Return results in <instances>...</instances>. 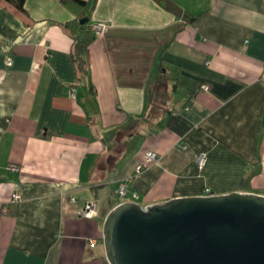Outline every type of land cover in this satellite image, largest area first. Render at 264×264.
Masks as SVG:
<instances>
[{"label": "crops", "instance_id": "1", "mask_svg": "<svg viewBox=\"0 0 264 264\" xmlns=\"http://www.w3.org/2000/svg\"><path fill=\"white\" fill-rule=\"evenodd\" d=\"M89 1L0 0V264H108L122 202L264 195V0Z\"/></svg>", "mask_w": 264, "mask_h": 264}, {"label": "water", "instance_id": "2", "mask_svg": "<svg viewBox=\"0 0 264 264\" xmlns=\"http://www.w3.org/2000/svg\"><path fill=\"white\" fill-rule=\"evenodd\" d=\"M101 232L108 264H264V195L232 191L145 207L122 202Z\"/></svg>", "mask_w": 264, "mask_h": 264}, {"label": "trees", "instance_id": "3", "mask_svg": "<svg viewBox=\"0 0 264 264\" xmlns=\"http://www.w3.org/2000/svg\"><path fill=\"white\" fill-rule=\"evenodd\" d=\"M7 2L11 3L14 5L18 10L23 11L24 10V2L25 0H6ZM81 2V1H79ZM81 4H83L81 2ZM90 8L87 12V16H89V13L91 10H93L94 5H95V0H90L89 1ZM175 10L177 15L180 14V10H176V7H171V10ZM185 18H187L186 14H182ZM83 19H86V17H83ZM64 27L67 28L71 35L73 36L74 39V45H73V59L81 72V75H84L87 72V67H86V50L87 46L95 40L96 35L95 33L90 29V27L87 25V22L83 23H65Z\"/></svg>", "mask_w": 264, "mask_h": 264}, {"label": "built area", "instance_id": "4", "mask_svg": "<svg viewBox=\"0 0 264 264\" xmlns=\"http://www.w3.org/2000/svg\"><path fill=\"white\" fill-rule=\"evenodd\" d=\"M103 25L101 23H96L91 26L92 31L98 32ZM7 63L10 64V58H7ZM202 89H206V85L201 86ZM155 155L152 151H148L145 153V163H140L135 167V172L139 173L146 165V163L152 161L154 159ZM206 161V155L205 153H200L196 157V164L199 169H202ZM13 168V167H12ZM125 188L124 184H120L116 190V193L118 194L119 197H121L124 194ZM207 193L208 190H206ZM20 195L18 193H13L11 196V201L15 202L19 200ZM94 202H87L84 204L83 208L80 211V214L84 217H91L94 214Z\"/></svg>", "mask_w": 264, "mask_h": 264}, {"label": "rangeland", "instance_id": "5", "mask_svg": "<svg viewBox=\"0 0 264 264\" xmlns=\"http://www.w3.org/2000/svg\"><path fill=\"white\" fill-rule=\"evenodd\" d=\"M103 25V24H102ZM104 28H105V26L103 25V27L98 31V32H94L95 33V35L97 36V35H100L101 34V32H102V30H104ZM145 157V156H144Z\"/></svg>", "mask_w": 264, "mask_h": 264}]
</instances>
